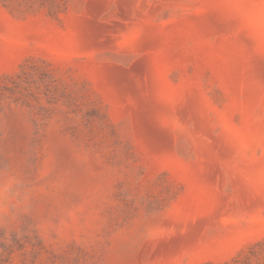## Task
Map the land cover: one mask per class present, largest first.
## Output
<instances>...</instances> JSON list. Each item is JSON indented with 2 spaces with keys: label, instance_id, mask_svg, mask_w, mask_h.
<instances>
[{
  "label": "rangeland",
  "instance_id": "374dc122",
  "mask_svg": "<svg viewBox=\"0 0 264 264\" xmlns=\"http://www.w3.org/2000/svg\"><path fill=\"white\" fill-rule=\"evenodd\" d=\"M0 264H264V0H0Z\"/></svg>",
  "mask_w": 264,
  "mask_h": 264
}]
</instances>
